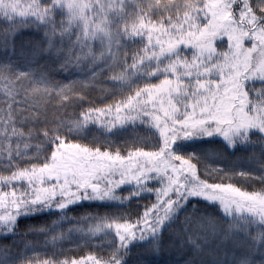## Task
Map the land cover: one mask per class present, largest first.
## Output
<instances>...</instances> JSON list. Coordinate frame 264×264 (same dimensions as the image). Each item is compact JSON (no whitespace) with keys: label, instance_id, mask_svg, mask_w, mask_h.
<instances>
[{"label":"snow or ice","instance_id":"obj_1","mask_svg":"<svg viewBox=\"0 0 264 264\" xmlns=\"http://www.w3.org/2000/svg\"><path fill=\"white\" fill-rule=\"evenodd\" d=\"M166 255L264 264V0H0V264Z\"/></svg>","mask_w":264,"mask_h":264},{"label":"trees","instance_id":"obj_2","mask_svg":"<svg viewBox=\"0 0 264 264\" xmlns=\"http://www.w3.org/2000/svg\"><path fill=\"white\" fill-rule=\"evenodd\" d=\"M41 223H43V221H41ZM156 259L158 264H171L172 257L166 255V256L157 257Z\"/></svg>","mask_w":264,"mask_h":264}]
</instances>
